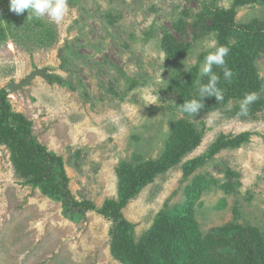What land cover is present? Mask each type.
I'll return each mask as SVG.
<instances>
[{
  "label": "rangeland",
  "instance_id": "1",
  "mask_svg": "<svg viewBox=\"0 0 264 264\" xmlns=\"http://www.w3.org/2000/svg\"><path fill=\"white\" fill-rule=\"evenodd\" d=\"M236 4L67 0L68 11L56 24L46 16L17 15L9 0H0V90L23 84L6 91L8 107L26 119L38 144L61 159L76 202L101 208L117 200L116 168L160 158L172 125L185 120L202 131L195 149L121 210L135 241L189 196L203 235L251 226L264 237V105L253 116L232 115L239 100L228 98L219 110L192 117L180 111L184 101L174 87L176 75L194 68V85L207 81L200 65L214 48L203 42L221 44L211 15L232 9L235 27L252 32L251 44L247 37L241 43L250 47L246 53L255 51L253 65L264 82V5ZM229 43L236 41L230 37ZM213 71L222 77L220 68ZM196 96L192 92L186 101ZM244 132L252 134L249 143L203 158L219 134ZM12 157L0 144V264H122L110 251L114 222L94 211L66 216L45 187L19 176ZM192 161L196 168L185 174L183 166ZM198 183L201 192L194 196Z\"/></svg>",
  "mask_w": 264,
  "mask_h": 264
},
{
  "label": "trees",
  "instance_id": "2",
  "mask_svg": "<svg viewBox=\"0 0 264 264\" xmlns=\"http://www.w3.org/2000/svg\"><path fill=\"white\" fill-rule=\"evenodd\" d=\"M250 1H259L264 5V0ZM236 3H241V0H236ZM211 16L212 29L220 34V45L230 48L225 61L226 66L232 70L233 77L226 81L221 73L217 86L223 92V100L204 98V107L200 112L219 110L228 98L238 97L239 103L232 108L230 114L253 116L264 105V98L260 95L264 82L258 77L253 65L255 51L249 50L246 53L250 47L241 43V39L247 37L250 45L252 32L235 27L232 21L233 9L225 13L214 12ZM230 37L235 39L236 44L230 45ZM234 58L242 61H235ZM196 72L197 69L194 68L189 75H176L174 87L183 101L192 92L197 95V87L193 83ZM249 92H255L258 99L248 106L247 114H241L240 101ZM6 96V90H0V144L12 154L13 166L19 176L24 177L27 184L45 187L47 193L61 203L66 216L76 217L94 211L114 222L113 229L109 232L110 251L122 264H264V237L256 228L235 227L228 233L216 228L203 235L195 218L194 200L190 196L181 208L161 213L155 226L139 241H135L129 223L121 214L125 205L151 183L156 175L177 165L181 157L200 144L202 131H197V126L185 120L172 125V134L165 139L164 151L157 160H139L134 164L123 163L118 166V199L106 200L101 208H96L88 202L74 200L68 189V179L61 159L48 153L36 142L31 136L30 124L26 119L10 111ZM251 135L248 132L236 136L219 134L203 158L211 159L223 150L239 149L250 142ZM194 168L196 161L185 164L183 171L189 174ZM227 174L236 175L231 171H227ZM200 192V183L197 186L193 184L190 194L199 196Z\"/></svg>",
  "mask_w": 264,
  "mask_h": 264
},
{
  "label": "clouds",
  "instance_id": "3",
  "mask_svg": "<svg viewBox=\"0 0 264 264\" xmlns=\"http://www.w3.org/2000/svg\"><path fill=\"white\" fill-rule=\"evenodd\" d=\"M9 11L17 15L24 12L31 13L36 18L46 16L51 22L59 24L63 21L68 11V5L67 0H9ZM203 44L206 48H214V51H207L200 65L201 76L207 77L208 79L205 83L198 84L196 97L190 98L178 106L182 113H186L192 117L204 107L202 102L204 98L214 97L216 101L223 100V92L217 86L220 77L213 71L214 66L222 70L224 80L229 81L233 77V72L226 66L225 61V57L228 56L230 48L228 46L218 45L215 40L203 42ZM156 99H158L157 95ZM257 99L258 96L255 92L246 93L240 101L241 114H247L248 106Z\"/></svg>",
  "mask_w": 264,
  "mask_h": 264
},
{
  "label": "water",
  "instance_id": "4",
  "mask_svg": "<svg viewBox=\"0 0 264 264\" xmlns=\"http://www.w3.org/2000/svg\"><path fill=\"white\" fill-rule=\"evenodd\" d=\"M22 85H23V84H19V85H15V86H7V87H6V91H7V92L15 91V90L21 88Z\"/></svg>",
  "mask_w": 264,
  "mask_h": 264
}]
</instances>
